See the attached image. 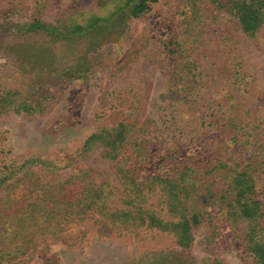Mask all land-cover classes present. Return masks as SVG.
I'll return each instance as SVG.
<instances>
[{"label": "rangeland", "instance_id": "1", "mask_svg": "<svg viewBox=\"0 0 264 264\" xmlns=\"http://www.w3.org/2000/svg\"><path fill=\"white\" fill-rule=\"evenodd\" d=\"M135 2L0 0V94L41 103L40 112L0 114V170L29 157L50 165L23 168L0 194V227L28 200V183L50 184L59 201L74 203L95 187L110 193L107 210H124L118 171L140 159L135 168L145 180L160 175L188 188L186 202L201 220L193 243L180 248L172 234L118 226L94 210L63 221L56 234L35 231L19 252L22 240L0 239L8 254L0 264H257L248 226L231 223L227 211L232 162L256 178L264 214V25L247 34L227 3L211 0H158L148 14L120 18L122 28L111 23ZM35 21L62 36L29 34ZM120 125L127 140L117 160L100 144L83 152L93 133ZM146 187V208L168 218L162 192ZM51 201H39L38 216Z\"/></svg>", "mask_w": 264, "mask_h": 264}, {"label": "trees", "instance_id": "2", "mask_svg": "<svg viewBox=\"0 0 264 264\" xmlns=\"http://www.w3.org/2000/svg\"><path fill=\"white\" fill-rule=\"evenodd\" d=\"M192 1L196 3V0ZM211 1L222 6L227 3L225 7L228 8V11L247 34H255L264 25V0H229L226 3L220 0ZM157 2L158 0H136L126 12L114 17L116 19L111 20V23L118 25L120 21V27L122 28L121 22L123 19L120 20V18L129 16L135 19L141 15L148 14ZM97 23L100 24L101 22ZM104 25L105 23H101L98 27L104 28ZM106 25H109V23ZM111 26L112 24L107 27ZM16 30L18 31L19 29ZM27 31L29 34L40 32L50 36L53 35L55 38L62 36L61 33L55 32L54 27L44 25L38 21L30 24ZM61 39L64 38L62 37ZM38 99L43 100L42 97ZM9 107H13L12 109H15L16 112H40L41 103L37 102L34 106V104L19 98L18 92H3L0 94V114ZM126 132L127 129L124 125H120L114 133L104 129L96 131L85 140L83 152H88L95 145L100 144L105 148V156L107 158L117 160L124 153L123 150L127 140ZM235 140L236 137L227 138L229 143ZM124 156L128 157L125 154ZM139 161L141 160L136 161V165L132 170L118 171L121 180L127 186L125 199L123 200L127 207L124 210H107L105 204L110 193L104 194L101 189L95 187H90V189L85 191L83 200H78V202L74 203L72 200L67 201L65 198L59 201L58 195H60V192H57L56 188L50 184H47V189L42 187V190L41 188L37 190L35 184L30 185L28 183V200L19 210L7 212L9 218L0 227V239L2 242L9 240V245L17 240H22V244L16 248V252H19L29 247L35 231L38 233L41 231L40 229H43L51 234H56L62 228L63 221L66 220L67 223L75 216L82 217L91 211L97 210L101 216H106L112 224L125 228H145L146 230L172 234L178 247L189 248L194 241L193 230L201 224V220L200 213L195 212L192 208L189 209V205L186 202L189 195L188 188L181 185L178 180L169 177L161 178L160 175L147 176L145 180L135 168L140 163ZM35 164L45 166L46 170L50 168L48 162L38 157H29L21 165L20 162L14 161L9 165L3 166L0 170V194H4L18 184L21 178L17 176L23 168L31 167ZM229 165L230 167L234 166V169L231 167V171L237 172L235 176L231 177L230 181L231 203L227 211V219L231 220L233 224L239 223L248 226L244 232L247 250L252 254L257 264H264L262 191L259 190L257 180L251 172L240 170V166L232 164V162ZM183 173L186 172L183 170ZM146 181L149 185V187H146L147 189L152 188V190H160L162 192L160 198L163 199L162 202L166 206L168 218L150 208H146L148 196L142 194L145 188H141L142 185L146 184ZM50 199L53 202L51 207L46 210V213L38 216L36 207L38 208L39 201ZM41 219L55 220V223L45 225L42 223L43 221L40 222ZM1 252L2 250H0V259L8 256V254H2Z\"/></svg>", "mask_w": 264, "mask_h": 264}]
</instances>
